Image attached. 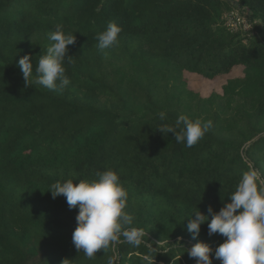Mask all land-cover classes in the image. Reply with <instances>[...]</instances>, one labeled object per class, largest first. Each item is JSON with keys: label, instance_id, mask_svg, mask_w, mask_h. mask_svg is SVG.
Returning a JSON list of instances; mask_svg holds the SVG:
<instances>
[{"label": "trees", "instance_id": "1", "mask_svg": "<svg viewBox=\"0 0 264 264\" xmlns=\"http://www.w3.org/2000/svg\"><path fill=\"white\" fill-rule=\"evenodd\" d=\"M234 8L260 21L247 42L225 25ZM113 22L119 44L101 51L97 34ZM57 24L76 35L62 94L26 85L17 63L30 55L34 80ZM238 68L208 96L186 77ZM180 114L214 126L185 147L158 129ZM109 168L128 191L130 227L145 235L139 246L120 236L89 260L72 240L78 206L49 189ZM249 168L264 178V0H0V264H196L188 249L199 241L221 264L225 237L206 222L193 239L187 224L230 202Z\"/></svg>", "mask_w": 264, "mask_h": 264}, {"label": "clouds", "instance_id": "2", "mask_svg": "<svg viewBox=\"0 0 264 264\" xmlns=\"http://www.w3.org/2000/svg\"><path fill=\"white\" fill-rule=\"evenodd\" d=\"M122 30L121 25L110 23L97 34L98 49L103 51L117 46ZM49 39L52 43L38 59L34 80L33 58L25 55L17 63L26 85L35 83L62 94L71 82L66 75L65 62L66 59L67 63L73 62V56L68 55V46L75 43L76 35L66 33L63 24H57L49 33ZM158 115L163 121L167 114L162 111ZM213 126L211 119H192L180 114L174 125L162 124L158 129L164 134L174 133L177 143L190 148ZM49 190L54 198L65 196L70 210L78 206L77 227L72 240L87 259H94L98 250H107L120 236L133 246L143 242L144 230L130 227L133 217L126 211L128 191L117 171L109 168L96 172L91 179L57 181ZM230 196V202L218 212L211 205L207 215L200 210L193 212L187 231L196 239L201 226L207 222L209 236L219 234L225 237L215 249V259L221 264H264V178L261 173L255 168L243 172ZM212 252V246L205 241L188 249L196 264H213ZM107 264H114V260L109 258Z\"/></svg>", "mask_w": 264, "mask_h": 264}, {"label": "rangeland", "instance_id": "3", "mask_svg": "<svg viewBox=\"0 0 264 264\" xmlns=\"http://www.w3.org/2000/svg\"><path fill=\"white\" fill-rule=\"evenodd\" d=\"M235 10V14H233L232 16H229V23H231L233 26L230 28L236 29L238 28L239 25V21L235 20L234 17L236 15L239 14V16L242 18L241 22H245L242 23L241 26H239L238 30H233L235 32H239L242 33L243 36L246 37V42H247V38L250 37H255L257 35V30L255 28L257 23H260V21H258L259 19H255L253 21H251L246 14H243L241 11H239V9L237 10V8H234ZM225 17V16H224ZM226 22L225 25L227 24L228 20L225 17ZM227 26V25H226ZM242 69L238 68L235 69L234 71H232L230 74L228 75H224L220 78H217L216 80H208L206 78H203L202 76L198 75V74H193V73H186V77L189 80V85L191 86V88H193L195 91L200 92L203 96H208L211 92L213 91H222V85L223 83L230 77H234V76H239L242 75Z\"/></svg>", "mask_w": 264, "mask_h": 264}, {"label": "built area", "instance_id": "4", "mask_svg": "<svg viewBox=\"0 0 264 264\" xmlns=\"http://www.w3.org/2000/svg\"><path fill=\"white\" fill-rule=\"evenodd\" d=\"M235 9H233V10H231V11H229V12H226L225 14H224V16L227 18V20H228V22H227V27L231 30V31H233V30H238L239 29V26H241L242 25V23H245V22H241V17L239 16V14L238 15H236L235 17H234V19L235 20H237V21H239V25H238V28H236V29H233V28H230V27H232L233 25L231 24V23H229V16L231 15H233V14H235L236 12L234 11ZM238 10V9H237ZM240 11V10H239ZM223 16V18H224V20H225V22H226V19H225V17ZM233 32H235V31H233Z\"/></svg>", "mask_w": 264, "mask_h": 264}]
</instances>
